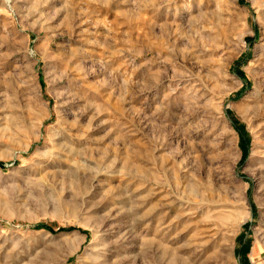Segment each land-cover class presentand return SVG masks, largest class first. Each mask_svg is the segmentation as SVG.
Listing matches in <instances>:
<instances>
[{
  "label": "rangeland",
  "instance_id": "obj_1",
  "mask_svg": "<svg viewBox=\"0 0 264 264\" xmlns=\"http://www.w3.org/2000/svg\"><path fill=\"white\" fill-rule=\"evenodd\" d=\"M263 71L264 0H0V264H264Z\"/></svg>",
  "mask_w": 264,
  "mask_h": 264
},
{
  "label": "bare ground",
  "instance_id": "obj_2",
  "mask_svg": "<svg viewBox=\"0 0 264 264\" xmlns=\"http://www.w3.org/2000/svg\"><path fill=\"white\" fill-rule=\"evenodd\" d=\"M242 108H244V107H242ZM46 117H48V115H43V116L40 117V119H39V125L43 122V120ZM224 137H226V139L228 140V146H229V148H227V149L225 148L221 154H222L223 157L228 158V157H230L233 154L232 150L230 151V147H233L234 142L232 140L231 134L228 131H225L224 132ZM260 160L263 162V159H260ZM188 186H189L188 187V192L186 193V196L184 197V200H185L184 202L186 203V212H184L182 214V216H180V217H182V219L179 218L180 219V221H179L180 223H183V222L185 224L186 223H190L191 222L190 221L191 220L190 218H192L193 215L196 214V211H202V210H205L206 209L207 212H212V215L215 214V213L217 214V212L219 211V210H217V208L220 207V206H218V205L215 204L214 195L212 194V191H209V190H207L204 187H198L195 182L188 183ZM220 189L221 190H219V192L222 193L223 196L225 197V201L224 202H227V204L230 203V205L232 207L235 206L234 202H237L238 200L242 199V191H243V188L241 186L239 187V191H241V193L238 196V199H235L234 198L233 200H231V198L229 197V195H230V192H232V191L234 192V189H232V191H231L229 185L228 186H222ZM162 220H164V219H162ZM163 224L160 223V226H162ZM187 227H188V225H184L183 226V229L185 230ZM166 239H167V236H166L165 233H163V235H162V241L158 242V246L161 249H163V252H164V250H166V245H164V242H165ZM257 243L258 242L255 241V246H253V248H252V254H251L252 256L258 251V244ZM100 253H101L102 257L105 258L104 257L105 256V251L104 252L102 251Z\"/></svg>",
  "mask_w": 264,
  "mask_h": 264
},
{
  "label": "trees",
  "instance_id": "obj_3",
  "mask_svg": "<svg viewBox=\"0 0 264 264\" xmlns=\"http://www.w3.org/2000/svg\"><path fill=\"white\" fill-rule=\"evenodd\" d=\"M245 143H246V142H245ZM246 144H247V143H246ZM0 165H1V164H0ZM41 227H45V226H42V225H41Z\"/></svg>",
  "mask_w": 264,
  "mask_h": 264
}]
</instances>
